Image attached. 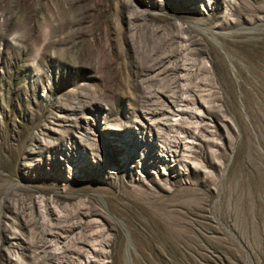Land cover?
Masks as SVG:
<instances>
[{
  "label": "rangeland",
  "instance_id": "374dc122",
  "mask_svg": "<svg viewBox=\"0 0 264 264\" xmlns=\"http://www.w3.org/2000/svg\"><path fill=\"white\" fill-rule=\"evenodd\" d=\"M0 264H264V0H0Z\"/></svg>",
  "mask_w": 264,
  "mask_h": 264
}]
</instances>
